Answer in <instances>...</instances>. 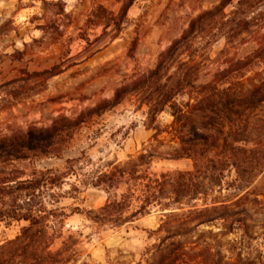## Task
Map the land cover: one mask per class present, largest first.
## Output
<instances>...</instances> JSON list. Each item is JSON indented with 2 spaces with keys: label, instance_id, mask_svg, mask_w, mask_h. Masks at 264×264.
Returning a JSON list of instances; mask_svg holds the SVG:
<instances>
[{
  "label": "trees",
  "instance_id": "trees-1",
  "mask_svg": "<svg viewBox=\"0 0 264 264\" xmlns=\"http://www.w3.org/2000/svg\"><path fill=\"white\" fill-rule=\"evenodd\" d=\"M135 1H123L119 17L113 19L118 29ZM42 2L58 10L54 15L56 20L65 13L63 0ZM221 38L226 41L222 55L230 46L250 41L255 43V48L245 58L226 59L227 67L216 71L209 81H202L206 61L210 59L208 51ZM254 62L264 66V0H222L193 18L181 37L159 54L154 68L124 82L111 98L73 117L59 116L51 126H31L26 131L0 138L3 166L0 168V223H29L14 240L0 246V264H40L53 260L54 254L48 250L53 239L49 233L50 220L66 213L58 207L48 208L43 195L53 197L49 202L54 206L62 196L56 189L63 188L74 171V164L80 160L69 159L65 170L35 171L29 179L7 175V165L37 151L48 157H60L64 146L83 125L130 97H138L147 107L144 125L154 131L150 140L152 147L145 145L137 157L113 163L111 169L97 174L91 184L106 191L108 198L105 205L88 211L87 216L101 225L118 228L134 223L157 208L161 219L157 229L148 231L156 236V242L146 249V264H222L227 257L215 245L220 246L226 234L202 228L223 222L230 232L237 226L249 234L252 215L243 205L250 195H255L257 200L264 194L261 190L264 186V76L232 77ZM59 69L54 66L44 72L26 74L50 78L58 75ZM15 94L19 98L20 94ZM181 96H187V100L180 102ZM165 112L173 118L166 130L158 125L160 115ZM165 132L175 144L169 152L159 147L164 143L160 136ZM156 158L190 159L193 169L153 175L150 167ZM229 169L236 173L235 182L252 183L253 188L229 200H219L215 195L210 202L207 199L201 205L194 204L199 197L208 198L211 191L221 188ZM238 258L235 264H264L261 256L249 263L244 262L241 254Z\"/></svg>",
  "mask_w": 264,
  "mask_h": 264
},
{
  "label": "rangeland",
  "instance_id": "rangeland-1",
  "mask_svg": "<svg viewBox=\"0 0 264 264\" xmlns=\"http://www.w3.org/2000/svg\"><path fill=\"white\" fill-rule=\"evenodd\" d=\"M123 1L63 0L65 13L56 20L54 15L58 10L42 0H0V138L26 131L31 126H51L59 116L73 117L111 98L124 82L154 68L159 54L181 37L191 20L222 0H136L118 29L113 19L119 17ZM225 47L223 38L210 47L202 81H209L216 71L227 67L226 59L250 55L255 43L230 46L222 55ZM54 66L60 68V73L50 78L26 74L44 72ZM263 76V64L254 62L232 77ZM15 93L20 94L19 98ZM185 100L187 96L179 98L180 102ZM146 113L147 107L138 97H130L83 125L64 146L60 157H48L37 151L7 165V175L29 179L35 171L65 170L69 159L80 160L74 164V171L63 188L56 189L62 196L54 206L49 202L53 197L43 195L48 208L58 207L66 216L51 218L49 233L53 239L48 250L54 258L40 264H82L84 261L146 264V249L156 242V236L148 231L157 229L161 219L157 208L134 223L118 228L101 225L87 216L88 211L105 205L108 198L106 191L91 184L97 174L111 169L113 163L137 157L145 145L152 147L150 140L154 131L144 125ZM172 120L165 112L160 115L158 125L169 129ZM160 138L164 139L159 145L161 150L171 151L175 145L172 136L165 132ZM192 169L190 159L156 158L150 172L159 175ZM236 178L235 171L229 169L222 187L211 191L208 198L199 197L194 204L201 205L207 199L210 202L215 195L219 200H229L253 188L254 184H239ZM261 190L264 191V186ZM255 197L250 195L243 205L252 215L249 234L237 226L230 232L223 222L202 228L226 234L222 244L215 245L227 257L222 264H235L239 254L246 263L259 256L264 258V194L257 200ZM27 225L26 221L0 223V246L14 240Z\"/></svg>",
  "mask_w": 264,
  "mask_h": 264
}]
</instances>
